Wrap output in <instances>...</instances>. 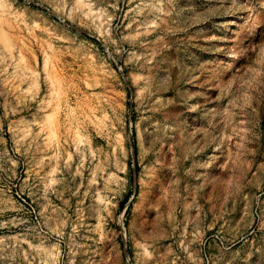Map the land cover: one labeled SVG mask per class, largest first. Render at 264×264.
<instances>
[{"label":"rangeland","instance_id":"374dc122","mask_svg":"<svg viewBox=\"0 0 264 264\" xmlns=\"http://www.w3.org/2000/svg\"><path fill=\"white\" fill-rule=\"evenodd\" d=\"M0 264H264V0H0Z\"/></svg>","mask_w":264,"mask_h":264},{"label":"water","instance_id":"95a60500","mask_svg":"<svg viewBox=\"0 0 264 264\" xmlns=\"http://www.w3.org/2000/svg\"><path fill=\"white\" fill-rule=\"evenodd\" d=\"M129 204V201H127L126 205H125V208L127 207V205Z\"/></svg>","mask_w":264,"mask_h":264},{"label":"trees","instance_id":"16d2710c","mask_svg":"<svg viewBox=\"0 0 264 264\" xmlns=\"http://www.w3.org/2000/svg\"><path fill=\"white\" fill-rule=\"evenodd\" d=\"M128 206V205H127Z\"/></svg>","mask_w":264,"mask_h":264}]
</instances>
